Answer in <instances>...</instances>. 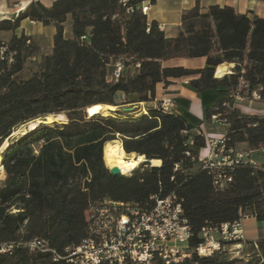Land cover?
Listing matches in <instances>:
<instances>
[{"label":"trees","instance_id":"16d2710c","mask_svg":"<svg viewBox=\"0 0 264 264\" xmlns=\"http://www.w3.org/2000/svg\"><path fill=\"white\" fill-rule=\"evenodd\" d=\"M156 2L56 0L50 7L32 2L14 19L0 21V33H11L7 40L14 53L10 65L0 59V148L10 141L0 158L5 173L0 264H72L68 250L91 233L90 209L107 202L151 209L157 198L176 194L191 228L190 248L203 243L205 227L251 217L264 222V164L227 168L232 181L216 184L217 171L200 160L207 147L201 129L165 110L156 94L158 84L179 78H191L189 86L199 93H224L206 110L205 120L226 121L228 149L245 145L243 151L260 152L264 117L244 114L236 105L238 96L256 101L255 92L264 103V18L229 6L202 11L198 3L183 12L179 34L169 38L143 13L144 5ZM69 17L72 37L66 38ZM25 20L55 29L50 53H43L34 37L16 34ZM33 57L37 71L24 79ZM176 58H205L206 65H164ZM223 64L234 67L217 77ZM125 104L136 108L125 112ZM98 105L116 110L96 116ZM61 116L65 121L11 140L22 126ZM116 140L128 155L146 158L130 175L114 176L105 164V146ZM36 239L46 242L45 251L25 246ZM241 244L245 256L233 257L225 249L207 257L194 254L179 264H264V237ZM4 245L13 247L1 252Z\"/></svg>","mask_w":264,"mask_h":264},{"label":"built area","instance_id":"2783aa9c","mask_svg":"<svg viewBox=\"0 0 264 264\" xmlns=\"http://www.w3.org/2000/svg\"><path fill=\"white\" fill-rule=\"evenodd\" d=\"M14 6L18 9L17 17L22 9L18 4ZM149 9V5H144L143 13L148 14ZM0 17L12 19L8 14L1 12ZM0 59L9 65L14 62V53L9 49L8 40L3 39L1 34ZM31 61L35 62L36 57ZM120 70L119 66L117 77ZM253 99L258 101L261 97L255 92ZM243 100L244 98L237 97V101ZM162 107L170 110L173 103L170 99H164ZM212 119L226 123L218 116H213ZM205 149V155L200 156V160L205 168L217 171L215 183L219 185L232 181L225 169L240 164L257 165L252 158V152L228 149L224 137L211 138ZM260 152L264 154V149ZM88 221L90 236L78 247L68 250L66 258L72 264H154L158 259L166 264H179L185 259H191L194 254L199 257L211 256L225 250L227 245L242 247L241 242L245 241L241 219L219 228H203V243L196 248H190L191 228L176 194L157 198L151 209H143L133 204L107 202L92 207L88 213ZM25 246L30 251H45L47 248L46 242L39 239ZM12 247L4 245L1 252H7Z\"/></svg>","mask_w":264,"mask_h":264},{"label":"crops","instance_id":"0c3cea01","mask_svg":"<svg viewBox=\"0 0 264 264\" xmlns=\"http://www.w3.org/2000/svg\"><path fill=\"white\" fill-rule=\"evenodd\" d=\"M55 1L56 0H0V12L8 14L9 18L14 19L18 10L15 8V4H18L22 11H24L32 2H40L44 6L50 7ZM198 3L202 11H206L213 5H219L221 7L229 6L233 7L237 13L247 14L250 17L258 16L260 18H264V0H157L156 4L149 5L150 9L147 16L149 21H157L159 23L161 30L165 32L167 37L174 38L181 30L183 12L194 8ZM1 20L4 19H1L0 17V21ZM67 23H69L71 27L69 28L66 26L65 36L66 38H71V17L68 18ZM31 25L36 26V29L29 32ZM50 29L52 32L49 31ZM44 31H49L48 33L50 34L51 44L53 47V37L56 32L53 27H45L40 23L25 20L22 22L21 27L16 31V34L21 35L24 33L27 36L34 37L38 42V39L34 34L37 33L40 36ZM0 34H8L11 36V33L8 32H1ZM164 65L169 67L202 69L206 65V59L176 58L164 62ZM221 66L226 69L224 74L226 75L231 73L234 64H223ZM169 81L170 84L167 86H165L164 83L157 85L156 94L158 101L170 99L173 103V107L170 111L176 115L186 118L187 121L195 128H200L207 142L211 138H221L226 135L228 131L227 124L213 121V119L211 122L205 120L206 110L212 107L218 99L225 96L224 93L218 90H207L199 93L194 88L189 86L191 78L170 79ZM236 107L240 109V105L238 103ZM241 112L244 113L242 110ZM205 150L206 149L201 150V157L205 155ZM253 155L254 152L252 153V158ZM256 164L262 165L259 163ZM243 232L245 241H256L259 238L264 237V222H258L253 217L244 219Z\"/></svg>","mask_w":264,"mask_h":264},{"label":"rangeland","instance_id":"374dc122","mask_svg":"<svg viewBox=\"0 0 264 264\" xmlns=\"http://www.w3.org/2000/svg\"><path fill=\"white\" fill-rule=\"evenodd\" d=\"M5 12H7V11H5ZM66 26L69 28L71 27L69 23H67ZM34 29H36V26L31 25L29 28V32H32L31 30H34ZM49 31L52 32L51 29ZM48 32L44 31L40 36L37 33L34 34L35 37H37V39H38L39 47L43 53H50L52 50L50 34ZM1 37L3 39L7 40L10 38V35L5 34V35H1ZM36 71H37V60L35 62L30 61L26 65V69H25L24 74L22 75V78L27 79V78L31 77ZM238 104L240 105L239 108L244 113H248L249 115L250 114H256L258 116L264 117V103H260L259 101H250V100L244 99L243 101H238ZM125 105H126L125 107H130V106L134 107V105H131V104H129V105L125 104ZM145 107H146L145 104H142V110ZM134 108H136V107H134ZM254 110H257V111H254ZM61 120L65 121L64 117L58 118V121H61ZM27 127H28V125L22 126V127L18 128L16 131H14V133L11 135V140L19 137L20 135H23L21 132L23 129H25ZM116 142L121 144V142L119 140H116ZM5 143H8V146L6 145L4 147ZM4 144L0 148V158L3 156V154H5L8 151V149L10 147V141L6 140L4 142ZM239 150H246V147L240 146ZM253 158H254V161L256 163L264 164V154H261L260 152H254ZM121 174L122 175H130L131 172L127 173V174H123V173H121ZM4 177H5V173H4V168H3V169H0V179H3ZM225 249H228L231 252V255L233 257L245 256V253L241 247H235V246L227 245Z\"/></svg>","mask_w":264,"mask_h":264},{"label":"bare ground","instance_id":"6f19581e","mask_svg":"<svg viewBox=\"0 0 264 264\" xmlns=\"http://www.w3.org/2000/svg\"><path fill=\"white\" fill-rule=\"evenodd\" d=\"M226 69L222 66H219L217 68L216 75L218 77H222L225 74ZM112 107H104L101 105H98L94 109V114L96 116H106L108 115V110ZM62 117V116H61ZM54 121H58L57 117H50L46 119V121H34L31 122L27 128L22 130V134L26 135L29 131H32L36 129L39 126L42 125H52ZM104 160L105 164L108 168L118 167L120 168L121 172L123 174H127L138 168L141 163L144 162V157L139 156L137 157L135 154L128 155L124 149L122 144H119L116 141H113L111 143H108L105 146L104 149Z\"/></svg>","mask_w":264,"mask_h":264},{"label":"water","instance_id":"95a60500","mask_svg":"<svg viewBox=\"0 0 264 264\" xmlns=\"http://www.w3.org/2000/svg\"><path fill=\"white\" fill-rule=\"evenodd\" d=\"M105 107H112V106H105ZM115 110H116V108L115 107H112L111 109L108 110V115H106V116L111 115V112L112 111H115ZM132 110H133V108H131V107H125V108H123V111H125V112H129V111H132ZM87 114L89 115L88 112H87ZM46 119H48V117ZM39 121H43L44 122L46 120H39ZM145 161H146V158H145ZM109 169H110L111 174L114 175V176L120 175L122 173L121 170H120V168H118V167H113V168H109Z\"/></svg>","mask_w":264,"mask_h":264}]
</instances>
